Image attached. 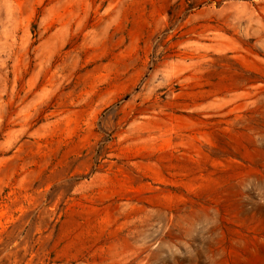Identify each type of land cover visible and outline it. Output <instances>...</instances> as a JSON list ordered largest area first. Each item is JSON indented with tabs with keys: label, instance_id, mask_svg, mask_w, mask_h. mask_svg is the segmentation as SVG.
I'll list each match as a JSON object with an SVG mask.
<instances>
[{
	"label": "rangeland",
	"instance_id": "1",
	"mask_svg": "<svg viewBox=\"0 0 264 264\" xmlns=\"http://www.w3.org/2000/svg\"><path fill=\"white\" fill-rule=\"evenodd\" d=\"M0 264H264V0H0Z\"/></svg>",
	"mask_w": 264,
	"mask_h": 264
}]
</instances>
